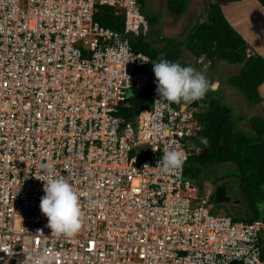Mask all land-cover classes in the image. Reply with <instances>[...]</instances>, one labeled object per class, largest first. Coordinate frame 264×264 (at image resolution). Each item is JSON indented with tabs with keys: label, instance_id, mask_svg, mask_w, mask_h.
<instances>
[{
	"label": "built area",
	"instance_id": "built-area-1",
	"mask_svg": "<svg viewBox=\"0 0 264 264\" xmlns=\"http://www.w3.org/2000/svg\"><path fill=\"white\" fill-rule=\"evenodd\" d=\"M104 7L121 31L97 20ZM149 31L139 0H0V264H264V220L215 213L186 178L196 108L158 115L152 60L133 47ZM169 146L187 153L179 175L157 163ZM49 164L80 195L75 237L40 211Z\"/></svg>",
	"mask_w": 264,
	"mask_h": 264
},
{
	"label": "trees",
	"instance_id": "trees-1",
	"mask_svg": "<svg viewBox=\"0 0 264 264\" xmlns=\"http://www.w3.org/2000/svg\"><path fill=\"white\" fill-rule=\"evenodd\" d=\"M257 1L264 8V0ZM165 2L167 10L175 21H179L187 12V0H165ZM139 3L149 23L150 31L147 37L133 41L135 51L149 56L152 61L158 62L160 58H164L179 62L183 66H191L197 71L200 66L197 62L200 59L206 61L210 68L223 62L238 65L239 73L228 77L227 84L239 91L250 108L262 103L259 88L264 83V57L250 51L248 43L226 20L219 2H209L206 19L188 30L185 37L179 39L154 36L153 27L156 18L148 16L143 11V0H139ZM97 20L104 27L119 31L123 29V18L115 16L110 8H102ZM184 49L193 59V63L186 57ZM212 91L207 92L205 97L198 101L199 108L195 110L194 119L199 130L190 139V145L193 149H198L199 153L189 157L186 164L199 162L202 167L196 172L197 174L210 167L233 165L234 168L217 178V181L233 179L232 181L239 185L240 191L250 204L249 216L233 217L245 222L254 219L264 220V211H260L257 207L258 200L264 201V115H256L249 120L250 130H238V123L243 118H234L232 109L225 105L218 95H211ZM182 103L184 102L174 104L178 106ZM150 104L151 97L146 95L133 101L127 108L126 115L133 114L137 106ZM201 138H206L207 143H202ZM219 146H226L228 151L218 152ZM204 149L207 152L199 158V154ZM191 171L192 169L185 165L187 177Z\"/></svg>",
	"mask_w": 264,
	"mask_h": 264
},
{
	"label": "rangeland",
	"instance_id": "rangeland-1",
	"mask_svg": "<svg viewBox=\"0 0 264 264\" xmlns=\"http://www.w3.org/2000/svg\"><path fill=\"white\" fill-rule=\"evenodd\" d=\"M187 1V12L179 21H175L174 17L166 8L165 0H143V11L148 16L156 18V23L153 27L154 36L160 35L161 37L168 39L185 37L188 30L206 19L208 3L219 2L227 21L229 19L231 22L233 18H236L241 22L237 29L246 36V39H244L249 43L250 51L260 56L263 54L264 56V8L257 0H242L237 2H229L228 0ZM242 29L245 30V32ZM184 52L186 57H188V60L192 62L193 59L191 56L186 50ZM198 65H200L198 66V68H200L199 71L202 72L211 83L213 80H216L218 83L216 84L217 87L210 94L218 95L221 98V101L232 109L234 118H243V120L238 123L237 129L245 131L250 130L249 120L256 115L263 116L264 105L261 103L250 108L245 103L244 98L239 91L227 84V78L237 75L240 67L238 65H230L223 62L210 68L207 66L206 61H202V63H199ZM196 163L197 162L187 163L186 166H188L189 169L197 168ZM230 168L233 169L234 166L231 165ZM227 169H229V167L225 165L219 167L217 170L211 169L210 174L206 173L205 177L198 179V186L202 185L205 192H212L211 179L222 177ZM229 186L230 190L227 192L229 203L215 204V213H228L231 216L238 217L249 216L250 212L248 207L250 204L246 201L245 195L240 192L239 185L234 181H231ZM234 202L237 204L234 208L243 211L245 214L232 213V206L235 205ZM258 202L264 201L260 199ZM230 208H232L231 211H229ZM259 210L262 212L264 211V209L261 208H259Z\"/></svg>",
	"mask_w": 264,
	"mask_h": 264
},
{
	"label": "clouds",
	"instance_id": "clouds-1",
	"mask_svg": "<svg viewBox=\"0 0 264 264\" xmlns=\"http://www.w3.org/2000/svg\"><path fill=\"white\" fill-rule=\"evenodd\" d=\"M152 64L156 92L159 96L155 104L159 108L158 115L160 117L163 116L165 110L171 109L173 103H191L202 100L207 92L217 87L202 72L191 66H183L179 62H172L164 58H160L158 62L152 61ZM201 142L207 143L206 138H201ZM186 159V152L180 148L169 146L157 163L163 172H175L179 175ZM43 167L45 168L44 195L40 198L39 208L47 218V227L52 234L57 236L75 237L84 224L80 195L66 177L57 175L52 170L50 164ZM91 204L102 207L100 201H91ZM257 207L264 209V202H258ZM38 237H42V233L38 232ZM25 261L27 264H52V258L43 253L29 254Z\"/></svg>",
	"mask_w": 264,
	"mask_h": 264
},
{
	"label": "water",
	"instance_id": "water-1",
	"mask_svg": "<svg viewBox=\"0 0 264 264\" xmlns=\"http://www.w3.org/2000/svg\"><path fill=\"white\" fill-rule=\"evenodd\" d=\"M188 104L190 107H193V108H199V102L198 101H193L191 103H186ZM143 110H148V107H138L135 109L134 113L135 115L139 114L141 111ZM217 151L218 152H221V151H228L227 147L226 146H219L217 148ZM207 152L206 149L202 150L200 155H199V158H202L204 156V154ZM194 154V151L193 149L191 150V155ZM187 180H189L192 184H195L196 183V180L191 178V177H186ZM213 201L215 204H225V203H228L229 199L226 195V187L223 186V185H219L215 188L214 190V193H213Z\"/></svg>",
	"mask_w": 264,
	"mask_h": 264
},
{
	"label": "flooded vegetation",
	"instance_id": "flooded-vegetation-1",
	"mask_svg": "<svg viewBox=\"0 0 264 264\" xmlns=\"http://www.w3.org/2000/svg\"><path fill=\"white\" fill-rule=\"evenodd\" d=\"M193 155H196V153L194 152V154ZM192 155V156H193ZM200 155V154H199ZM196 165H197V168H193L192 169V171H191V173L189 174V177H191V178H193V179H195L196 180V182H198V179H200L201 177H205V175H206V173H209L210 174V172H211V169H218L219 167H223V165L222 166H214V167H210V168H208L207 170H203V171H201L200 173H196L201 167H202V165L199 163V162H197L196 163ZM225 166H228L229 167V169H227V170H225V172H230L232 169L230 168V166H231V164H227V165H225ZM233 179H230V178H226L225 180H222V181H217V177L216 178H214V179H211V183H212V192H214V190H215V188L217 187V186H219V185H223V186H225L226 187V195H227V192L230 190V182L232 181ZM241 192V191H240ZM242 193V192H241ZM243 194V193H242ZM228 203H229V201H228ZM234 206H232V208H233V210H232V213H235V214H245L243 211H241V210H239V209H235L234 207L237 205L236 204V202H234ZM232 208H230L229 209V211H231V209Z\"/></svg>",
	"mask_w": 264,
	"mask_h": 264
},
{
	"label": "crops",
	"instance_id": "crops-1",
	"mask_svg": "<svg viewBox=\"0 0 264 264\" xmlns=\"http://www.w3.org/2000/svg\"><path fill=\"white\" fill-rule=\"evenodd\" d=\"M227 1V0H226ZM221 9H222V6H221ZM223 10V9H222ZM223 12V14H224V11H222ZM264 12V11H263ZM225 16V15H224ZM225 18H226V16H225ZM226 20H227V18H226ZM228 21H229V19H228ZM230 22V21H229ZM241 24V22L238 20V19H236V18H233L232 19V21L230 22V25L232 26V27H234V29L243 37V38H245L246 39V36L242 33V32H240V31H238V29H237V27L239 26ZM243 30V29H242ZM244 32H245V30H243ZM244 39V40H245ZM246 41V40H245ZM247 42V41H246ZM248 43V42H247ZM248 45H249V43H248ZM262 56H263V54H262ZM264 57V56H263ZM199 69L200 68H198V71H199ZM214 84H218L217 82H216V80L213 82ZM259 93H260V96L262 97V100H263V102H262V104L264 105V83L260 86V88H259ZM261 104V103H260Z\"/></svg>",
	"mask_w": 264,
	"mask_h": 264
},
{
	"label": "bare ground",
	"instance_id": "bare-ground-1",
	"mask_svg": "<svg viewBox=\"0 0 264 264\" xmlns=\"http://www.w3.org/2000/svg\"><path fill=\"white\" fill-rule=\"evenodd\" d=\"M141 12H142V11H141ZM142 14H143V13H142ZM248 55H249V54H248ZM248 55H247V56H248ZM248 57H249V56H248ZM186 177H187V176H186ZM213 193H214V192H213Z\"/></svg>",
	"mask_w": 264,
	"mask_h": 264
}]
</instances>
